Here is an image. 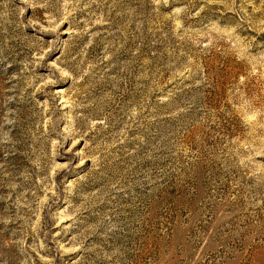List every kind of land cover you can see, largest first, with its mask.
Wrapping results in <instances>:
<instances>
[{
    "label": "rangeland",
    "instance_id": "rangeland-1",
    "mask_svg": "<svg viewBox=\"0 0 264 264\" xmlns=\"http://www.w3.org/2000/svg\"><path fill=\"white\" fill-rule=\"evenodd\" d=\"M0 264H264V0H0Z\"/></svg>",
    "mask_w": 264,
    "mask_h": 264
}]
</instances>
